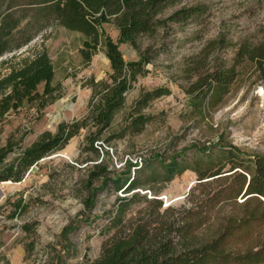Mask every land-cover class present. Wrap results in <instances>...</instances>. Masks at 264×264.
Segmentation results:
<instances>
[{"label":"trees","instance_id":"1","mask_svg":"<svg viewBox=\"0 0 264 264\" xmlns=\"http://www.w3.org/2000/svg\"><path fill=\"white\" fill-rule=\"evenodd\" d=\"M181 1L0 0V58L10 55L0 62L4 69L0 70V115L23 106L41 110L58 98L60 86L54 84L55 68L46 47L34 48L27 54L20 52L48 27L59 25L81 33L79 51L85 64L100 48L110 62L107 79L91 80L93 93L84 116L59 122L55 131L43 132L11 160L7 158L13 150L12 143L0 147V182H20L34 165L84 131L77 163L85 164L86 174L77 196L82 199L86 215L78 221L88 220L98 195L109 187L131 193L117 196L119 203L142 198L151 206L129 225L122 218L124 208L118 207L113 217L116 233L103 245L100 256L87 264H264V155L242 152L231 143L222 146L219 140L210 147L195 149L193 164L184 153L169 159L157 156L155 164L151 157L140 163L126 160L118 168L109 162L111 155L105 145L142 133L152 120L145 109L170 93L166 87L143 91L133 101L122 125L112 129L128 91L139 76L147 73L146 65L157 57V49H140L139 40L155 36L170 23L185 24L207 12L205 5L181 6L160 18ZM106 23L117 28L116 41L104 30ZM120 43L139 49V59L125 61ZM226 46L228 42L220 36L209 42L204 57ZM243 60L253 64L254 73L264 84V39L258 43L240 42L232 64L214 56L207 67L205 58L190 66L189 70L198 74L189 88L196 115L204 116L205 105L208 109L213 107L211 100L218 103L228 93L238 75L236 66ZM144 169H150L146 180L141 178ZM187 169L194 171L198 179L191 194L197 188L199 194L195 199L190 197L188 207H162V198H158L153 184L169 182ZM215 182L223 184L212 187ZM141 190L146 192L141 195ZM21 203V199L13 202L12 215ZM222 204L230 205V210L216 223L214 233L200 238L197 230L211 220L215 208ZM75 227L71 224L62 230L66 241ZM22 228L31 229L28 224Z\"/></svg>","mask_w":264,"mask_h":264},{"label":"rangeland","instance_id":"2","mask_svg":"<svg viewBox=\"0 0 264 264\" xmlns=\"http://www.w3.org/2000/svg\"><path fill=\"white\" fill-rule=\"evenodd\" d=\"M192 5H205L207 12L185 24L170 23L155 36L139 40L140 49H157V57L146 65L147 73L139 76L128 91L112 129L122 125L133 101L143 91L166 87L170 93L155 99L145 109L152 120L142 133L105 145L111 155L109 162L115 168L126 160L140 163L151 157L155 164L157 156L169 159L183 153L193 164L195 149L210 147L219 140L222 146L231 143L242 152L264 155V84L254 73L251 62L243 60L236 66L238 75L228 93L218 103L211 100L213 107L208 109L205 105L204 116L195 114L189 95L190 86L198 78L195 71L189 70L196 60L205 58L207 67L217 56L232 64L240 42L258 43L264 39V0H182L160 18L178 7ZM103 27L116 41L115 25L106 23ZM220 36L228 46L204 57L209 42ZM81 40V33L53 25L20 51L27 54L34 48L46 47L55 68L54 84L60 86V94L41 110L23 106L0 115V147L8 142L13 145L7 160L17 156L43 132L55 131L59 122L72 121L87 113L93 93L91 80L107 79L111 68L103 48L85 64L79 51ZM119 50L125 61L140 57L139 49L128 43H120ZM9 56L0 58V62ZM0 70L4 69L0 67ZM83 136L84 131L74 136L63 149L42 159L20 182H0V264L90 263L100 256L103 245L116 233L113 217L118 207L124 208L122 218L126 225L135 221L141 212L151 210L142 198L119 203L117 196L131 193L109 187L98 195L88 220L78 221L86 215L82 199L77 196L86 174L85 164L77 163L82 154ZM154 166L160 171L158 165ZM149 172L150 169L143 170L142 180H146ZM197 181L196 173L187 169L171 181L156 182L153 186L158 190V198H162V207L170 204L180 209L190 206V197L195 199L199 194V188L191 194ZM222 184L215 182L212 187ZM145 192L141 190L140 194ZM146 195L150 197L149 193ZM19 199L21 206L12 215L15 212L13 202ZM230 208L225 204L217 206L211 220L197 230V235L202 238L214 233L216 223ZM25 224L30 225L29 231L23 230ZM71 224L76 227L68 233L66 241L61 233Z\"/></svg>","mask_w":264,"mask_h":264},{"label":"bare ground","instance_id":"3","mask_svg":"<svg viewBox=\"0 0 264 264\" xmlns=\"http://www.w3.org/2000/svg\"><path fill=\"white\" fill-rule=\"evenodd\" d=\"M0 199H1V196H0Z\"/></svg>","mask_w":264,"mask_h":264},{"label":"built area","instance_id":"4","mask_svg":"<svg viewBox=\"0 0 264 264\" xmlns=\"http://www.w3.org/2000/svg\"><path fill=\"white\" fill-rule=\"evenodd\" d=\"M0 217H1V215H0Z\"/></svg>","mask_w":264,"mask_h":264}]
</instances>
